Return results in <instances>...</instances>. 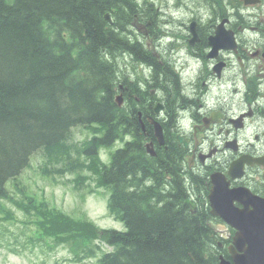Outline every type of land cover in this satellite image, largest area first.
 <instances>
[{
    "label": "trees",
    "instance_id": "obj_1",
    "mask_svg": "<svg viewBox=\"0 0 264 264\" xmlns=\"http://www.w3.org/2000/svg\"><path fill=\"white\" fill-rule=\"evenodd\" d=\"M111 10L118 11L109 23ZM131 10L122 0H0V220L18 221L19 212L30 242L49 250L65 244L76 260L100 253L98 264H217L205 172L179 170L182 151L168 136L149 156L151 131H141L132 105L125 111L114 102L118 25ZM172 83L165 77L163 89ZM93 123L101 129L90 130ZM74 126L93 135L67 141ZM127 134L104 164L98 149ZM35 150L43 157L39 173L53 181L72 176L82 201L99 187L109 191V212L126 230L101 229L32 189L27 162Z\"/></svg>",
    "mask_w": 264,
    "mask_h": 264
},
{
    "label": "flooded vegetation",
    "instance_id": "obj_2",
    "mask_svg": "<svg viewBox=\"0 0 264 264\" xmlns=\"http://www.w3.org/2000/svg\"><path fill=\"white\" fill-rule=\"evenodd\" d=\"M122 3L130 4L129 8L136 4L128 0ZM152 3L154 8L150 9L155 15L159 13L160 25L147 7L137 5L128 18L132 34L125 27L120 33L119 45L125 48L129 41L140 43L152 52L153 60V64L137 66L134 81L126 69L124 103L129 104L133 93L138 122L150 125V116L172 134L173 140L178 142L180 137L186 142L177 144L182 146L186 168L192 172L202 167L225 168L243 154L264 157V0L242 5L240 11L238 0ZM135 57L142 58L137 52L134 59L139 60ZM165 77L176 82L170 91L162 87ZM232 141L237 151L226 146ZM231 185L247 186L264 196V165H247L243 176ZM218 231L217 250L231 260L235 230L226 226Z\"/></svg>",
    "mask_w": 264,
    "mask_h": 264
},
{
    "label": "rangeland",
    "instance_id": "obj_3",
    "mask_svg": "<svg viewBox=\"0 0 264 264\" xmlns=\"http://www.w3.org/2000/svg\"><path fill=\"white\" fill-rule=\"evenodd\" d=\"M129 5L127 6L129 7ZM136 7L137 3L134 8ZM70 133L71 136L68 141H72L74 138L81 139L84 137V130H81L80 127L73 128ZM120 142H116L111 149L114 150L121 146ZM41 159L40 155L36 156L34 158V164L40 163ZM105 161L108 162V157H105ZM29 174L32 175L31 172H29ZM29 181L31 182L32 189L35 190V187L43 189L45 196L62 210L77 215L85 213L87 217L94 220V222L102 228H123V224L116 221L115 218L108 213L107 193L105 190L100 189L99 193L85 194V198L82 201L79 195L70 189L72 184L67 181L64 183H52L42 179L36 173L35 176L32 175L29 178ZM2 226L8 229L4 233L3 239L0 238V264H96L95 260L91 259L77 262L66 261L62 258L70 254L61 248L55 251L41 252L39 248L31 250L29 246L23 247L21 243L16 244L13 242V238H15L16 234L18 239H26V236L22 233L23 225L19 222L8 224L6 221H0V229ZM24 232L28 234V231L25 230ZM5 239H8L11 243L7 244ZM9 247L16 248L18 253L9 251Z\"/></svg>",
    "mask_w": 264,
    "mask_h": 264
},
{
    "label": "water",
    "instance_id": "obj_4",
    "mask_svg": "<svg viewBox=\"0 0 264 264\" xmlns=\"http://www.w3.org/2000/svg\"><path fill=\"white\" fill-rule=\"evenodd\" d=\"M251 161L263 163L262 158L241 156L230 165L231 178L235 177L233 172L240 175L244 163ZM211 184L208 194L210 212L243 231L235 239L241 253L232 254L234 264H264V197L254 196L244 187L230 188L229 180L218 172L211 175ZM234 200L240 201L243 207L235 206ZM249 206L253 208L249 209ZM243 242H246L244 247L243 244L240 246ZM219 264L231 263L221 258Z\"/></svg>",
    "mask_w": 264,
    "mask_h": 264
},
{
    "label": "bare ground",
    "instance_id": "obj_5",
    "mask_svg": "<svg viewBox=\"0 0 264 264\" xmlns=\"http://www.w3.org/2000/svg\"><path fill=\"white\" fill-rule=\"evenodd\" d=\"M117 1V0H116ZM130 2H136L137 5H139L140 7H147V12L151 15V17H157L158 20H159V25L162 23L161 20H160V15L159 13L157 15H155L154 13V10H151L150 8L153 7L154 8V5L152 3V0H128ZM248 2L247 0H238V7H239V11H240V7L242 5H246ZM136 4L132 5L131 8L134 9V6ZM133 13V12H132ZM114 12L110 11V12H105L104 16H105V19L107 21L111 20L112 21V18H113V15ZM129 15V14H128ZM127 15V16H128ZM132 14H130L129 16H131ZM130 18V17H129ZM124 19V18H123ZM115 21V18L114 20ZM158 22V21H157ZM118 26H120V28H118V37H120V33L122 32V28H126V29H129L131 34H132V29H131V24H123L122 26L119 24ZM161 29H162V26H161ZM164 29V28H163ZM121 31V32H120ZM128 35V34H127ZM131 38L134 39L135 37L133 35H131ZM126 44V43H125ZM119 47L115 50V55H114V62L116 64V69L117 71L120 72V75L121 77L119 78V84H118V87L116 88V91L115 93L117 94H120L122 95L123 97V80L125 79V74H126V69H129V77L130 79H132L134 81V73L137 71V66L139 64H153V60H152V57H151V54L152 52L148 51L142 44L140 43H134L133 41H129L127 46H132V47H139L138 49H140V55L142 56V58L140 57H135L136 59H139V60H135L134 59V55L135 53L137 52H131L130 50H128L127 48H123V46L121 45H118ZM120 50V51H119ZM132 50V48H131ZM134 50V49H133ZM110 56V55H109ZM166 62L165 59H162ZM119 62V64H118ZM163 62V61H162ZM158 74V73H157ZM127 83L130 84V81L129 79L127 78ZM174 82V81H173ZM135 84V83H133ZM145 84V83H144ZM176 86V82H174V87ZM174 89V88H173ZM196 90V89H195ZM147 92V91H146ZM158 93V92H157ZM165 92H162V93H159L161 96L164 95ZM145 96H146V93H145ZM117 105V104H116ZM128 105H132V108L134 110V104H133V93L130 94V102ZM128 105L127 104H123L122 106H119L117 105L118 107L120 108H124L125 111L128 110ZM135 112V110H134ZM136 113V112H135ZM136 117H137V121H138V118L140 117L139 115H137L136 113ZM148 118V121L151 122V124L147 125L145 121H139V126H140V129L141 131L145 134L146 133V130H149L151 131V134H152V137L149 138L147 141H145V144H144V147H145V151L146 153L149 155V156H155L156 155V149H157V145L158 146H164L165 142H166V136H168L167 138V142L170 143V144H176L177 145V141L173 140V138H171L170 136L172 135L171 133H168L165 131V128L164 126H162L158 121L154 120L152 117H147ZM76 126H74L73 128H75ZM71 128V130L73 129ZM80 128H85V127H80ZM70 130V132H71ZM70 136H71V133H70ZM70 138V137H69ZM68 138V140H69ZM120 137L117 138V140L121 141V139H119ZM122 141H121V147L124 145L125 142L129 141L131 139V136L130 135H122ZM179 139L181 140L182 138L179 137ZM67 140V141H68ZM182 163V162H181ZM180 165L181 167L183 168L182 164H179V170H180ZM198 173V172H196ZM147 181V180H146Z\"/></svg>",
    "mask_w": 264,
    "mask_h": 264
}]
</instances>
